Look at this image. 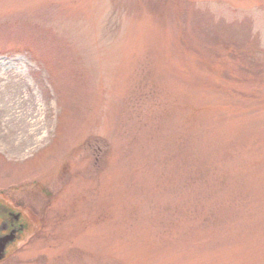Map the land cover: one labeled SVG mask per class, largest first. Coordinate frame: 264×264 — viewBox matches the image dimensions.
I'll return each instance as SVG.
<instances>
[{
	"label": "rangeland",
	"instance_id": "rangeland-1",
	"mask_svg": "<svg viewBox=\"0 0 264 264\" xmlns=\"http://www.w3.org/2000/svg\"><path fill=\"white\" fill-rule=\"evenodd\" d=\"M0 264H264V0H0Z\"/></svg>",
	"mask_w": 264,
	"mask_h": 264
},
{
	"label": "flooded vegetation",
	"instance_id": "flooded-vegetation-1",
	"mask_svg": "<svg viewBox=\"0 0 264 264\" xmlns=\"http://www.w3.org/2000/svg\"><path fill=\"white\" fill-rule=\"evenodd\" d=\"M7 215L6 220L1 219L0 221V238L3 236H10L14 239L11 243L16 242V238L21 236L23 224L20 222L18 216L13 212L4 210Z\"/></svg>",
	"mask_w": 264,
	"mask_h": 264
},
{
	"label": "water",
	"instance_id": "water-1",
	"mask_svg": "<svg viewBox=\"0 0 264 264\" xmlns=\"http://www.w3.org/2000/svg\"><path fill=\"white\" fill-rule=\"evenodd\" d=\"M11 241H12V238L10 236H4L0 238V259L4 257L6 253L7 244Z\"/></svg>",
	"mask_w": 264,
	"mask_h": 264
}]
</instances>
